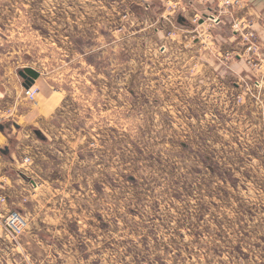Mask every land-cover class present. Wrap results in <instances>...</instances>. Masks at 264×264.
I'll use <instances>...</instances> for the list:
<instances>
[{
  "label": "rangeland",
  "instance_id": "obj_1",
  "mask_svg": "<svg viewBox=\"0 0 264 264\" xmlns=\"http://www.w3.org/2000/svg\"><path fill=\"white\" fill-rule=\"evenodd\" d=\"M206 3L0 0V75L32 70L63 98L33 127L16 120L15 163L0 154V264H264V109L218 94L244 79L264 105V18L246 0L223 14L212 33L232 72L200 48L216 64L198 69L194 24L227 11ZM235 21L255 39L234 38ZM24 90L29 108L41 89Z\"/></svg>",
  "mask_w": 264,
  "mask_h": 264
},
{
  "label": "crops",
  "instance_id": "obj_2",
  "mask_svg": "<svg viewBox=\"0 0 264 264\" xmlns=\"http://www.w3.org/2000/svg\"><path fill=\"white\" fill-rule=\"evenodd\" d=\"M246 1L247 4H249V8L247 9L245 14L248 13V15L251 16H256L257 14V15H261V17L264 18V0H246ZM250 2L255 3L253 4L254 6L252 7V9L250 6ZM179 20L180 19H178V22L180 23ZM215 34H219V31L215 30L213 32V35L215 36ZM195 48L197 49V51L194 50V55L192 58L193 59L192 62H195V67L200 69V67H198L200 63L205 64L209 62L210 64V61L212 62V64L215 63V61L211 60L212 58L209 59L208 55H205V57H201L203 51H201L202 52L201 53L198 50L199 47L197 48L196 46ZM33 79L35 80L34 86L36 88L38 87L39 89H41V92L40 95L38 96V102L35 105L28 108V106L24 104L23 99L21 97L23 88L25 89L24 81L23 80L19 81L13 77L9 80L6 77L0 75V154H2L5 157L7 156L8 159L7 161L12 164L15 163L16 154L18 153V151L17 152L13 151L12 154L10 155L9 147L13 142V140L19 142V140L21 139L20 137L21 127L18 125L16 120L22 122L24 127H28V128L33 127L40 122V119L45 117L49 118L55 115L59 111L61 107V103L63 101V98L59 96L58 97L56 96L55 100L53 101L52 96L55 95V93L52 91L53 89L48 85L43 86V84L39 82L40 81L39 77ZM207 79L205 78V74H197L196 77H194V81L195 83L197 82L199 84V87H202V85L205 86V84L209 86L215 82L214 77ZM256 94L258 99L255 102H251L255 99H253L252 97H248V95H246L245 103H244L245 107L243 108L252 110L254 109L255 106V108H257L258 110L264 109V105L259 100L260 96H262L263 93L258 91L256 92ZM10 98L14 99L17 102V104L14 106L13 109L11 108L7 109V107H5V104H7V101ZM224 103L229 106L231 101L225 100ZM247 105L250 106L248 107ZM8 111L11 112V114H15L14 116L15 121H12L11 124L17 130L18 133L17 137H15L16 130L11 132L9 130V126H7L10 120L7 119L8 117L4 116V113H7ZM15 144L18 145V143L14 142L13 145L15 146ZM2 163L3 165L6 164L5 161H2ZM2 180H7V181L9 180L6 176L0 177V187L2 189H6L7 185L5 184L7 183L6 182L3 183Z\"/></svg>",
  "mask_w": 264,
  "mask_h": 264
},
{
  "label": "built area",
  "instance_id": "obj_3",
  "mask_svg": "<svg viewBox=\"0 0 264 264\" xmlns=\"http://www.w3.org/2000/svg\"><path fill=\"white\" fill-rule=\"evenodd\" d=\"M212 0H201V2H207L209 3ZM219 8H225L227 11L224 12L223 10H219L218 12L214 11L211 7L206 5L208 7L204 8V11L199 15V22L203 21L202 24L195 25L194 24V29L193 32H196L198 37L200 38L199 43V48L201 51L210 53L212 56H217L216 61L220 63V65L224 68V70L231 71L232 72V67L229 65V60L228 58H224L221 56L220 53H216V47H215V41H214V36L212 33V28H215L216 24L220 21V18L223 14L230 15L233 17L234 13L236 10L240 9L242 7V0H218ZM180 19H183V23H180L181 25H185L188 21L181 17ZM203 26H206L204 30H201ZM246 28H243L238 21L234 22L233 26V37L234 38H239L243 41H251L252 39H255V34L254 33H249L245 31ZM196 38V37H194ZM252 76L255 78L256 82L258 84H261L263 78L257 77L255 74H252ZM235 87L238 89L244 88L241 92L235 93L234 91H230L227 89H224L223 92L218 93L219 95H222V97L225 98H233L236 103L244 104L245 103V97L248 95V97H252L253 99L257 100V90H251L247 84V81L244 79H241L238 81V83H235ZM254 87L257 88L256 85ZM261 87V86H259ZM25 92V98L28 101L33 102L37 96V88L33 85L31 88H28L24 90ZM26 220L24 216L17 212H11L8 217L6 218V229L10 233L11 236L13 237H19L25 227H26Z\"/></svg>",
  "mask_w": 264,
  "mask_h": 264
},
{
  "label": "water",
  "instance_id": "obj_4",
  "mask_svg": "<svg viewBox=\"0 0 264 264\" xmlns=\"http://www.w3.org/2000/svg\"><path fill=\"white\" fill-rule=\"evenodd\" d=\"M180 23H183V19L179 20ZM19 76L23 79L24 81V87L26 89L31 88L35 84V80L29 76L25 71L19 72Z\"/></svg>",
  "mask_w": 264,
  "mask_h": 264
},
{
  "label": "trees",
  "instance_id": "obj_5",
  "mask_svg": "<svg viewBox=\"0 0 264 264\" xmlns=\"http://www.w3.org/2000/svg\"><path fill=\"white\" fill-rule=\"evenodd\" d=\"M27 72L29 73V74H28V73H27V74H28L29 76L31 75L33 78H37V77H38V74H37L36 72L32 71V70H29V71H27Z\"/></svg>",
  "mask_w": 264,
  "mask_h": 264
}]
</instances>
